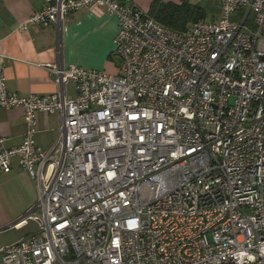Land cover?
<instances>
[{
	"label": "built area",
	"instance_id": "2783aa9c",
	"mask_svg": "<svg viewBox=\"0 0 264 264\" xmlns=\"http://www.w3.org/2000/svg\"><path fill=\"white\" fill-rule=\"evenodd\" d=\"M216 2L218 19L183 31L131 0H47L22 25L101 7L119 65H54L60 90L23 97L0 53V107L26 127L15 147L0 138V172L16 159L37 186L20 221L36 230L0 264H264V0ZM37 113L60 116L47 150Z\"/></svg>",
	"mask_w": 264,
	"mask_h": 264
},
{
	"label": "crops",
	"instance_id": "0c3cea01",
	"mask_svg": "<svg viewBox=\"0 0 264 264\" xmlns=\"http://www.w3.org/2000/svg\"><path fill=\"white\" fill-rule=\"evenodd\" d=\"M54 1V0H52ZM140 8L149 9V5ZM174 1L179 0H164ZM47 0H0V53L7 56L3 61L6 88L19 96L31 94L46 96L58 92L56 74L49 67L78 66L114 74V37L118 22L98 6H92L70 13L62 19L63 27L55 23L27 25L31 15L41 10ZM92 42L94 49L88 48ZM116 53V52H115ZM66 97L76 96L75 85L63 87ZM60 116L57 113H37L36 145L42 150L49 149L57 136ZM25 122L20 108L0 107V138L8 148L19 145L23 140ZM37 199L34 179L12 161L9 173L0 172V248L35 232L32 221L21 219L33 208Z\"/></svg>",
	"mask_w": 264,
	"mask_h": 264
},
{
	"label": "trees",
	"instance_id": "16d2710c",
	"mask_svg": "<svg viewBox=\"0 0 264 264\" xmlns=\"http://www.w3.org/2000/svg\"><path fill=\"white\" fill-rule=\"evenodd\" d=\"M148 11L157 22L178 31L185 30L192 22L206 18L204 8L190 4L187 0H180L178 3L153 0Z\"/></svg>",
	"mask_w": 264,
	"mask_h": 264
},
{
	"label": "rangeland",
	"instance_id": "374dc122",
	"mask_svg": "<svg viewBox=\"0 0 264 264\" xmlns=\"http://www.w3.org/2000/svg\"><path fill=\"white\" fill-rule=\"evenodd\" d=\"M137 4L142 5V6H147L153 2V0H134ZM180 1V0H179ZM174 2V1H172ZM188 3L197 5L201 8H204V11L206 12V18L208 20H216L219 18L220 15V10L217 6L216 0H187ZM175 3V2H174ZM81 11V10H80ZM71 13H76V12H71ZM70 14V13H69ZM68 16H66L67 18ZM66 20H63L61 22V25L63 27V24L65 23ZM88 48L94 49V45H92V42L88 44ZM112 61L114 66L118 65V54L117 53H112Z\"/></svg>",
	"mask_w": 264,
	"mask_h": 264
}]
</instances>
